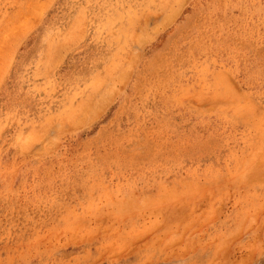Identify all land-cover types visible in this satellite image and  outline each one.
<instances>
[{
	"label": "rangeland",
	"instance_id": "obj_1",
	"mask_svg": "<svg viewBox=\"0 0 264 264\" xmlns=\"http://www.w3.org/2000/svg\"><path fill=\"white\" fill-rule=\"evenodd\" d=\"M0 264H264V0H0Z\"/></svg>",
	"mask_w": 264,
	"mask_h": 264
},
{
	"label": "bare ground",
	"instance_id": "obj_2",
	"mask_svg": "<svg viewBox=\"0 0 264 264\" xmlns=\"http://www.w3.org/2000/svg\"><path fill=\"white\" fill-rule=\"evenodd\" d=\"M240 237V236H239Z\"/></svg>",
	"mask_w": 264,
	"mask_h": 264
}]
</instances>
